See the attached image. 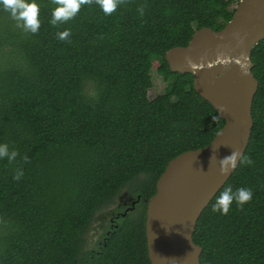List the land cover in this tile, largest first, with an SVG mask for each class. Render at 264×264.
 I'll return each mask as SVG.
<instances>
[{
	"label": "trees",
	"instance_id": "16d2710c",
	"mask_svg": "<svg viewBox=\"0 0 264 264\" xmlns=\"http://www.w3.org/2000/svg\"><path fill=\"white\" fill-rule=\"evenodd\" d=\"M240 1L119 0L105 15L91 0L52 25L54 0H36V33L0 9V143L18 153L0 159V264H151L147 206L159 177L225 123L166 53L202 27L221 30ZM251 59V163L239 162L216 195L245 187L252 199L225 215L211 210L215 197L204 209L193 235L202 264H264V39ZM153 68L167 85L150 99ZM126 187L135 207H115L92 246L97 214Z\"/></svg>",
	"mask_w": 264,
	"mask_h": 264
},
{
	"label": "water",
	"instance_id": "95a60500",
	"mask_svg": "<svg viewBox=\"0 0 264 264\" xmlns=\"http://www.w3.org/2000/svg\"><path fill=\"white\" fill-rule=\"evenodd\" d=\"M264 39V0H241L221 30L202 27L187 46L169 49L171 70L193 74L194 88L225 121L206 146L172 159L148 200L146 237L151 264H202L194 242L197 221L230 178L219 159L238 149L245 153L254 125L252 107L259 87L251 59Z\"/></svg>",
	"mask_w": 264,
	"mask_h": 264
},
{
	"label": "clouds",
	"instance_id": "9594fccd",
	"mask_svg": "<svg viewBox=\"0 0 264 264\" xmlns=\"http://www.w3.org/2000/svg\"><path fill=\"white\" fill-rule=\"evenodd\" d=\"M91 0H54L55 7L51 13L50 23L56 25L72 18L79 10L81 5L90 3ZM119 0H96L97 5L105 15L115 11ZM0 9L8 13L18 28L25 32L36 33L40 27L39 7L36 0H0ZM142 12L143 9H140ZM69 37L67 29L57 33V38L66 40ZM18 153L15 149H9L6 143H0V159H7L12 162ZM25 159H27L25 157ZM240 163H251V160L241 155L240 150L234 149L229 155L220 158L219 170L222 175H227L235 166L237 161ZM23 176L22 170H17L13 179L19 180ZM252 199V191L249 188L239 187L233 190L230 186L225 187L215 196L211 206L213 212L221 215L228 213L230 206L235 201L237 207H241L245 202Z\"/></svg>",
	"mask_w": 264,
	"mask_h": 264
},
{
	"label": "rangeland",
	"instance_id": "374dc122",
	"mask_svg": "<svg viewBox=\"0 0 264 264\" xmlns=\"http://www.w3.org/2000/svg\"><path fill=\"white\" fill-rule=\"evenodd\" d=\"M153 86L149 89V98L154 99L158 94L163 93L167 82L165 79L157 72L156 68L152 69ZM133 195L128 187H126L121 194L117 197L116 202H114L109 207L103 209L97 214V221L94 223L92 230L88 235V239L92 246L99 241V237L102 232V224H106L111 218V211L118 205H127L132 199Z\"/></svg>",
	"mask_w": 264,
	"mask_h": 264
},
{
	"label": "flooded vegetation",
	"instance_id": "af4514ba",
	"mask_svg": "<svg viewBox=\"0 0 264 264\" xmlns=\"http://www.w3.org/2000/svg\"><path fill=\"white\" fill-rule=\"evenodd\" d=\"M136 201H137V200H134L133 197H132L131 201H130L129 203H127V205H124V206H126V207H125L126 209H125V211L122 212V213L124 214V213L127 212L128 210L134 208V207H135V204H136ZM120 205H121V204H120ZM122 213H121V212L117 213L116 217L120 216V214H122ZM110 221L112 222V224H114L115 219L111 217V218H110Z\"/></svg>",
	"mask_w": 264,
	"mask_h": 264
}]
</instances>
